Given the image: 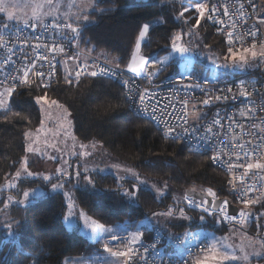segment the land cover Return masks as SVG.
I'll return each mask as SVG.
<instances>
[{
  "label": "trees",
  "instance_id": "trees-1",
  "mask_svg": "<svg viewBox=\"0 0 264 264\" xmlns=\"http://www.w3.org/2000/svg\"><path fill=\"white\" fill-rule=\"evenodd\" d=\"M189 2L94 0L93 8L82 15L86 20L65 23L78 31L74 33L71 28H65V31L76 36L80 47L100 55L117 68H124L130 60L142 26L147 24L149 27L141 42L140 53L146 57L147 64L157 77L179 73L172 59L157 63L166 51L173 49L170 48L172 38L179 32L184 48L192 50L189 40L199 42L203 45L204 54L210 53L220 62L222 69H227L233 62L223 65L229 55L222 37L206 14L198 26L195 10L180 15L189 7ZM62 72L48 86L31 83L25 88L13 90L8 97L7 107L0 108V187L23 160L26 153L24 134L40 123L35 98L46 96L65 107L71 119L72 133L78 140L97 141L115 158L127 163L138 173L173 188L183 191L211 189L217 197L233 201L225 175L211 162L209 153L195 152L183 142L165 137L148 120L129 109L121 78L92 75L77 78L65 76ZM89 177L96 190L74 187V200L83 213L104 225L125 222L135 229L144 217L165 210L171 202L170 192L158 197L144 187L133 188V181L120 180L110 172H89ZM16 185L15 189L9 191L0 189V207L8 192H12L18 200L7 208L14 222L15 235L6 239L0 229V264H27L29 261L32 264H66L78 257H85L100 244L89 242L81 234L64 227L63 217L67 208L60 193L35 202L19 203L23 189L36 185L47 186L41 179L18 178ZM126 189L134 191L136 195H125ZM251 207L255 208L254 212H261L264 210L263 199ZM184 211L191 216V226L205 225V222L199 223L198 220L200 216L206 219L205 215L198 212L194 214L186 206ZM215 218L207 220V224L215 230L221 231L229 225L226 220H222V226L217 228L211 223ZM263 219L264 216H260L253 220L254 224L248 222L246 226H250L248 229L251 232L257 222L262 233ZM151 227L141 226L140 231L145 236Z\"/></svg>",
  "mask_w": 264,
  "mask_h": 264
},
{
  "label": "built area",
  "instance_id": "built-area-1",
  "mask_svg": "<svg viewBox=\"0 0 264 264\" xmlns=\"http://www.w3.org/2000/svg\"><path fill=\"white\" fill-rule=\"evenodd\" d=\"M204 5L205 14L222 37L226 52L229 47L238 51L264 44L261 23L264 0H204ZM64 25L53 19L39 24L0 23V89L17 90L31 83L48 86L62 71L71 77H77L78 72L84 76L95 71L96 76L121 78L128 107L134 114L148 120L165 137L179 140L195 152L209 153L211 162L224 173L232 202L240 210L245 212L263 199L264 56L238 74L221 77H197L191 73L149 76L154 71L136 43L127 66L117 68L100 55L80 47L76 36L65 31ZM137 40L141 46L140 35ZM242 91L245 95H241ZM142 93H147L143 102ZM218 95L228 99L216 101L214 97ZM233 96L236 98L232 99ZM210 97L211 102L204 104ZM168 128L174 131L166 135ZM249 164L252 168H248ZM241 192L250 203L244 204L239 199ZM225 220L227 224L233 223ZM234 221L239 224L241 219ZM142 240L143 246L136 249L131 264H142L141 257L148 264H185L191 259L190 253H199L200 248L210 245L205 236L191 232L171 235L159 226L151 227ZM196 241L199 244L193 247ZM153 244L155 248L148 247ZM127 246L125 242L123 249L114 251H124ZM103 249V245H98L94 251ZM122 264H128L125 258Z\"/></svg>",
  "mask_w": 264,
  "mask_h": 264
},
{
  "label": "rangeland",
  "instance_id": "rangeland-1",
  "mask_svg": "<svg viewBox=\"0 0 264 264\" xmlns=\"http://www.w3.org/2000/svg\"><path fill=\"white\" fill-rule=\"evenodd\" d=\"M195 2L197 0H190L189 6ZM198 2L204 4V0H198ZM93 4L94 0H0V22L2 24L37 23L48 18H53L57 21L72 24L86 20V17L82 15L90 11L93 8ZM196 14L199 15L197 12ZM261 21L264 26V19ZM180 34L179 32V34L175 35L180 37L175 43L183 47L181 42L183 39ZM173 42L172 38V45ZM189 43L192 50L179 52L173 48L166 51L159 61L167 62L172 59L176 62L180 74L192 73L197 77H221L231 75L233 72L242 71L253 63L255 59L260 58L262 56L261 53H264V44L248 47L246 48L248 51H245V49L234 51L237 57L235 59L228 57L224 60L225 63L223 64L227 65L229 62H233L232 65L228 66L227 69H222L220 62L215 60L210 53H203L205 51L203 45L190 40ZM253 51L257 53L256 56H252ZM240 56H243L244 59H239ZM213 60H215V63H213ZM198 61L200 64H198ZM37 106L40 114V123L35 129L26 131L28 135L24 134L26 153L23 160L16 171L2 183L0 189L7 191L15 189L18 178L41 179L47 186L41 187L36 185L23 189L19 203L20 201H23V203L35 202L52 194L60 193L64 198L67 208L63 217L64 227L81 234L92 243L97 239L104 241L103 236L105 235L122 237L126 233H135L141 226L153 227L159 225L171 235L179 232H191L197 236H206L209 240V247L213 249L212 252L200 254V258L202 259L205 256L209 257L206 264H264V229L261 233L257 222L255 224L256 228L251 229V232L248 229L250 226L248 228L246 226L248 222L252 224L253 220L264 216V210L254 212L255 208L251 207L245 211L249 213V210H251V213H249L250 218L240 217L239 215L235 216V220L241 219L239 224L233 221V224L236 225L229 224L223 227L221 231H217L207 224V220H211L216 216L211 223L220 228L222 220L219 213L213 215V210L206 205L205 199L198 197L203 193L212 197L215 196L211 189L200 190L193 188L183 191L144 176L127 163L119 161L97 141L90 140L83 142L78 140L72 133L70 116L65 107L60 103L47 99L46 103L42 101ZM29 149H32V151H29ZM61 167L65 169L68 175L61 176L56 171L57 168ZM100 171L110 172L120 180L121 177L131 180L134 182L133 185L149 189L158 197L166 192H170L171 202L167 208L154 213H166L171 209L174 214L167 216L154 215L152 213L139 221L135 229L130 228V225L122 222L112 225L102 224L105 228L111 229V232H102L99 228L94 232L85 224L81 216L83 212L75 203L73 189L74 187H88L90 190L95 191L96 187L89 177V172ZM29 172L32 175H28ZM45 176L49 177V179L45 180ZM53 184H62L63 187L53 189ZM209 190H211V193ZM25 192H28L27 197L24 196ZM5 196V202L0 207V229L6 239H11L15 235V228L14 222L7 212V208L9 205L17 203L18 200L15 199L16 196L12 192H8ZM10 197L11 199H9ZM189 200L193 201V203L189 204ZM69 205H71V208ZM196 205H203V207H197ZM184 206L191 208L194 214L198 212V214L205 215L206 219L202 218L203 216L198 218L199 223L205 222V225L201 227L191 226V216L187 215L185 211L184 216L180 215V209H184ZM204 208H207V211H204ZM69 212H71V215H69ZM83 214L90 219V222L95 221L97 224H101L85 213ZM262 226L264 228V219ZM255 253H261V255L257 256ZM225 254L235 256L237 259L219 262L211 258L214 255L223 256ZM245 255L249 257L248 260L243 259Z\"/></svg>",
  "mask_w": 264,
  "mask_h": 264
},
{
  "label": "snow or ice",
  "instance_id": "snow-or-ice-1",
  "mask_svg": "<svg viewBox=\"0 0 264 264\" xmlns=\"http://www.w3.org/2000/svg\"><path fill=\"white\" fill-rule=\"evenodd\" d=\"M192 10H195L197 13H199V15L196 17V25L198 26V25L200 24V22H201V19H202V18L204 17V15H205L206 6H205L203 3L198 2V0H197V2L191 4L188 8H185L184 11L180 13V15L183 16L186 12H188V11H192ZM64 27H65V28H71V31L74 32V33H76V32L78 31L76 28H72L71 25H64ZM148 27H149V26H148L147 24L143 25V27H142V29H141V31H140V34H139L141 39L144 38L145 33L148 31ZM250 35L255 36L256 33H250ZM73 39H74V38H73ZM179 39H180L179 36H175V37H173V41H174V42H173V45H172L173 48H174L175 50L179 51V52H185V51H187L188 49H186V48H184V47H180L179 45H177V44L175 43V41H176V40H179ZM136 47H137V48L140 47V40H137V42H136ZM59 50L62 51V49H59ZM245 51H248V50L245 49ZM227 52H228L229 57H231V58H233V59H235V58L237 57V54L233 51L232 47H229V48L227 49ZM256 55H257V53H256L255 51H253V52H252V56H256ZM261 55L264 56V53H261ZM40 59H41V60H44L45 58H44V57H40ZM165 59H166V58H165ZM239 59L243 60L244 57H243V56H240ZM157 63L162 64L163 61H157ZM213 63H215V60H213ZM130 67H131V65H130ZM141 67H143V65H141ZM136 70H137V69H133V71H136ZM85 71H86V69H85ZM101 71L103 72V71H105V70L102 69ZM80 74H81L80 72L77 73V78L80 76ZM90 74H91L92 76H96L98 73L95 72V71H93V72H91ZM113 74H114V72H113ZM154 74H155L154 72H149V73H148L149 76H152V75H154ZM41 76H42V74H41ZM22 82H23V83H26L27 81H22ZM205 83H207V81H205ZM241 84H243V82H241ZM194 87H200V85H194ZM13 90H14L13 88H8V89L6 90L9 96H11ZM227 91L230 92L231 89H228ZM145 95H147V93H142V94H141V102H143V99H144V96H145ZM241 95H245V93L242 91V92H241ZM235 98H236L235 96L232 97V99H235ZM132 99L134 100V96L132 97ZM212 99H213V98L210 97L209 99L204 100L203 103H204V104H209V103L211 102ZM214 99H215L216 101H220V100H227L228 97H227V96H223V95H218V96H215ZM35 100H36L37 104H40L42 101L45 102V103L47 102V98H46V96H37V97L35 98ZM53 103H55V102H53ZM0 106H2V107H7V102L4 101V100H2V99H0ZM193 115H194V116H197L196 113H193ZM241 115H243V113H241ZM197 118H199V117L197 116ZM215 123H218V121H216ZM184 124H187V119H186V118L184 119ZM173 131H174V129H172V128H168V129H167V132H166L165 134H166V135L171 134ZM184 131H187V128H185ZM208 131H211V129H209ZM25 135H28V134L26 133ZM177 136H179V133H177ZM29 151H32V149H29ZM214 159H215V158H214ZM65 163H66V162H65ZM248 168H252V165L249 164V165H248ZM56 171H57L58 173H60L61 176H66V175H68V173L65 171V169H64L63 167H61V168H57ZM28 175H32V173L29 172ZM44 179H45V180H48L49 177L45 176ZM86 179H87V178H86ZM121 179H123V177H121ZM62 187H63L62 184H53V185H52V188H53V189L62 188ZM135 187H136V186L133 185V188H135ZM209 192L211 193V190H209ZM124 194L127 195V196H132V197H134V196L136 195V193H135L134 191H129V190H127V189L124 191ZM65 195H67V194H65ZM24 196L27 197V196H28V192H25V193H24ZM9 199H11V197H10ZM239 199H241V201H242L244 204H248V203H250V201L243 199V193H242V192L240 193ZM20 203H23V201H20ZM188 203H189V204H192L193 201L189 200ZM214 203H215V202H214ZM196 206H197V207H203V205H196ZM69 207L71 208V205H69ZM229 207H230V206H229V204H228L227 201L220 202V203L216 206V208H215V210L213 211L212 214H213V215H217V213H219L221 220H223V219H227V220H229V221H234V220L236 219V217H234V216H230V215H229ZM204 211H207V208H204ZM173 214H174V213H173V211H172L171 209H169L166 213H154V215H167V216H172ZM69 215H71V212H69ZM180 215H181V216H184V209H183V208L180 209ZM238 215H239L240 217H249V218H250V214L244 212L243 210H240L239 213H238ZM81 216H82V218L84 219L85 224H86L89 228H91L94 232H95V230H96L97 228H99L102 232H111V231H112V230L109 229V228H105L102 224H97L95 221H91V222H90V219H89L88 217L84 216L83 213H81ZM111 239H112L113 241H115V240L117 239V237H116V236H112ZM127 244H128V246H127L126 250H124V251H113V250L109 247L108 243H105V244H104V248H105V251L109 252L112 256L125 258L126 261L128 262V264H131V262L134 260L135 256L137 255L136 249L139 248V247H142V246H143V240H142V238H141V233H139V232H135V233L130 234V236L127 238ZM198 244H199V241H196V242L193 244V247H197ZM148 247H150V248H155V245H154V244H153V245H148ZM145 251H147V248H145ZM212 251H213V249H212L211 247H208V248H203V247H202V248L199 249V253H190V257H191V259H187V260L185 261V264H206V261L209 259V257H208V256H205V257L202 259V258H200V253L212 252ZM255 255L259 256V255H261V253H255ZM211 258H212V259H216V260H218L219 262H227V261H229V260H235V259H237V257H235V256H229V255H227V254H225V255H223V256H217V255H214V256H212ZM248 258H249V257H248L247 255H245V256L243 257V259H245V260H248ZM141 260H142V264H148V261H147V260H144L143 257H141Z\"/></svg>",
  "mask_w": 264,
  "mask_h": 264
},
{
  "label": "crops",
  "instance_id": "crops-1",
  "mask_svg": "<svg viewBox=\"0 0 264 264\" xmlns=\"http://www.w3.org/2000/svg\"><path fill=\"white\" fill-rule=\"evenodd\" d=\"M170 48H173L170 47ZM7 89H0V99L6 101L8 103V93L6 91ZM2 108V106H0ZM260 202V201H259ZM136 232L141 233V238L144 237L142 232L137 229ZM130 233L124 234L122 237L118 236L115 241L111 239L112 236L114 235H105L104 241L101 240H96L95 242H100L99 245H103L105 243H108L109 247L114 251V249H123L125 242H127V238L130 236ZM204 236V235H202ZM206 237V236H205ZM207 238V237H206ZM208 239V238H207ZM122 259L121 257H115L112 256L109 252L105 251V248L100 251H92L89 254H85V257H78L76 260L70 261L66 264H122Z\"/></svg>",
  "mask_w": 264,
  "mask_h": 264
},
{
  "label": "water",
  "instance_id": "water-1",
  "mask_svg": "<svg viewBox=\"0 0 264 264\" xmlns=\"http://www.w3.org/2000/svg\"><path fill=\"white\" fill-rule=\"evenodd\" d=\"M200 199H205V203L207 206H209L213 211L215 210L216 206L223 201H227L229 204V215L230 216H238V213L240 211V208L235 205L229 198L226 197H217L215 196H210L205 193L202 195L198 196ZM215 202V203H214ZM249 213H251V210H249Z\"/></svg>",
  "mask_w": 264,
  "mask_h": 264
},
{
  "label": "clouds",
  "instance_id": "clouds-1",
  "mask_svg": "<svg viewBox=\"0 0 264 264\" xmlns=\"http://www.w3.org/2000/svg\"><path fill=\"white\" fill-rule=\"evenodd\" d=\"M250 209V208H249Z\"/></svg>",
  "mask_w": 264,
  "mask_h": 264
}]
</instances>
